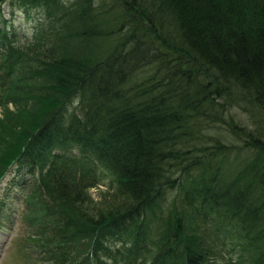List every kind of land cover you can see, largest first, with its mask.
Masks as SVG:
<instances>
[{
	"label": "trees",
	"instance_id": "1",
	"mask_svg": "<svg viewBox=\"0 0 264 264\" xmlns=\"http://www.w3.org/2000/svg\"><path fill=\"white\" fill-rule=\"evenodd\" d=\"M0 112L55 264H264V0H0ZM98 169L120 201L88 215Z\"/></svg>",
	"mask_w": 264,
	"mask_h": 264
},
{
	"label": "rangeland",
	"instance_id": "2",
	"mask_svg": "<svg viewBox=\"0 0 264 264\" xmlns=\"http://www.w3.org/2000/svg\"><path fill=\"white\" fill-rule=\"evenodd\" d=\"M3 12L18 35V41H30L42 13L35 9L24 15L22 9H14L8 3L3 5ZM233 113L240 115L237 110H233ZM64 153L76 151L68 149ZM36 178V172L24 160L13 166L0 184V264H55V259H49L48 254L41 251L42 242L39 243L40 248H36L31 242L28 237L29 229L23 220L25 196L34 189ZM116 191L117 187L109 174L98 169L97 184L89 189L83 209L91 215L93 207H106L114 203L117 205L120 200L116 198ZM122 230V227L116 229L113 237L121 234ZM113 237L110 244L115 248L120 247V243Z\"/></svg>",
	"mask_w": 264,
	"mask_h": 264
}]
</instances>
